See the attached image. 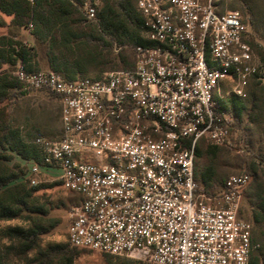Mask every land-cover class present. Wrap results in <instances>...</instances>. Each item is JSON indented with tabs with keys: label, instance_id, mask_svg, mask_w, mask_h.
Here are the masks:
<instances>
[{
	"label": "built area",
	"instance_id": "obj_1",
	"mask_svg": "<svg viewBox=\"0 0 264 264\" xmlns=\"http://www.w3.org/2000/svg\"><path fill=\"white\" fill-rule=\"evenodd\" d=\"M97 5L85 4L88 20ZM136 8L154 44L125 45L132 68L69 80L17 67L24 89L52 92L60 104L59 135L33 140L41 158L29 160L30 182L55 170L80 196L67 227L77 248L152 264H250L259 244L240 212L249 176L231 174L211 194L198 190L195 160L202 140L228 139L221 82L230 79L238 96L251 80L264 84L253 31L215 0H137Z\"/></svg>",
	"mask_w": 264,
	"mask_h": 264
},
{
	"label": "trees",
	"instance_id": "obj_2",
	"mask_svg": "<svg viewBox=\"0 0 264 264\" xmlns=\"http://www.w3.org/2000/svg\"><path fill=\"white\" fill-rule=\"evenodd\" d=\"M78 2L80 0H0V13L13 16L15 27L30 28L34 38L33 44L27 45L17 38L13 30L0 35V103L14 95L12 89L19 92L21 81L15 74L19 65L28 71H37L43 69L40 64L44 61V69L54 70L69 80L89 76L91 72L96 73L93 78H101L107 69L134 66V55L128 58L124 54L125 45L154 44L143 36L145 25L136 8L137 0H100L96 7V21L88 20L85 14L84 19L77 16ZM253 3L254 0H235L231 7L248 9L253 30H256L257 14ZM5 25L0 14V26ZM250 43L264 60V46H260L253 37ZM115 44L122 46L118 52L114 51ZM38 52H42L44 57L38 58ZM6 65L12 69H6ZM45 92L58 101L54 93ZM250 93L249 107L246 101L234 95L217 101L221 111H230L235 116L234 124L239 130L237 139L246 147L244 154L239 156L243 167L239 173L249 176L242 197L246 198L250 209L245 218L253 224V241L259 244L252 253L250 264H264V152L261 148L258 151L249 148L254 131L264 130V84L253 81ZM244 114L251 127L243 126ZM34 138L26 141L0 108V150L6 152L0 154V221L16 218L28 221L27 227L8 225L0 228V264H13L14 257L36 249L41 236L59 222L49 216V207L34 196L42 186H28L29 177L24 174L20 180L16 167L2 161L14 157L40 161V149L33 142ZM219 147L211 144L208 151L216 157ZM199 153L197 150L196 157ZM257 167L261 169L260 173ZM212 170L211 165L207 166L198 173V179L204 183L209 181ZM198 190L207 192L203 184ZM77 202L78 199L73 204ZM77 249L68 240L67 243L51 244L37 253V261L39 264H51L53 261L56 264H73ZM102 254L109 264H147L130 257Z\"/></svg>",
	"mask_w": 264,
	"mask_h": 264
},
{
	"label": "rangeland",
	"instance_id": "obj_3",
	"mask_svg": "<svg viewBox=\"0 0 264 264\" xmlns=\"http://www.w3.org/2000/svg\"><path fill=\"white\" fill-rule=\"evenodd\" d=\"M100 0H80L78 2L77 16L79 18L84 17V7L86 3ZM235 0H215L220 11L238 10L244 21L250 23L251 16L248 14V9H233L231 7ZM253 6L256 11L255 25L256 30H253V38L264 46V0H254ZM4 18L6 25L0 26V35L7 33L9 30H13L17 34V38L25 42L27 45H32L34 38L30 32V28L15 27L12 23L13 16L0 13ZM125 56L132 58L134 51L131 47H126ZM37 57H44L42 52H38ZM6 69H12L9 65L5 66ZM40 68H46L45 62L41 61ZM111 71L107 69L104 73ZM91 77H95L96 73L91 72ZM254 80H251L245 88V95L238 96L230 91L232 82L230 79L223 80L220 84V90L223 94V98L226 99L230 95H234L243 101L247 102L249 107V100L251 99V85ZM20 83V82H19ZM17 90L12 89L13 96L9 99H5L0 103L1 110L7 113V118L10 124L17 127L20 130L21 135L26 141L32 140L37 136L55 137L59 135L61 129L60 120H58V114H60V104L53 95L45 91L24 89L20 83V88ZM228 118H230L229 136L225 144L220 145L218 148L216 157L208 151V147L211 146L206 140L200 143V153L195 160V174L199 184H203L206 187V191L211 194H218L222 190L224 180L231 174L239 173L243 170V167L239 163V156L244 154V144L239 141L238 128L235 126V116L230 112H226ZM243 126H252L246 119V115L242 116ZM251 133V132H249ZM253 133V132H252ZM249 148L264 152V130L254 131ZM0 154H6L4 150H0ZM10 154V153H7ZM5 164H10L16 167L17 173L21 177L25 174L26 177L31 176L29 173V160L14 157L11 160H2ZM213 167L212 178L207 182H202L198 173H201L207 166ZM258 172L261 169L257 167ZM37 180V184H28V186H42L34 193L37 200L40 203H45L49 207V216L55 217L59 220L58 224L47 233L41 236L38 243V247L31 250L21 256L14 257L13 264H39L37 261V253L40 250H45L51 244L67 243V227H68V211L73 205V202L77 201L80 196L71 190L64 188L57 177L55 170L42 171L38 174L32 175ZM250 209L246 198L243 196L241 200V215L246 217L249 215ZM8 225L28 226V221L22 218L11 219L7 221H0V228H4ZM3 241H7L3 239ZM147 264H152L148 261H143ZM51 264H56L53 261ZM73 264H109L102 253L78 248L75 251Z\"/></svg>",
	"mask_w": 264,
	"mask_h": 264
},
{
	"label": "crops",
	"instance_id": "obj_4",
	"mask_svg": "<svg viewBox=\"0 0 264 264\" xmlns=\"http://www.w3.org/2000/svg\"><path fill=\"white\" fill-rule=\"evenodd\" d=\"M217 10H218L219 12H222V11H220L218 5H217ZM224 12H225V11H224ZM248 24H249L250 28L252 29L250 23H248ZM252 31H253V30H252ZM202 141H203V140H202ZM202 141H201V142H202ZM201 142H200V143H201ZM200 148H201V146H200V144H199V148H198V150H200ZM200 186H202V185L200 184Z\"/></svg>",
	"mask_w": 264,
	"mask_h": 264
}]
</instances>
